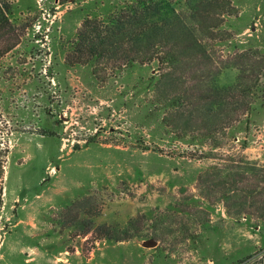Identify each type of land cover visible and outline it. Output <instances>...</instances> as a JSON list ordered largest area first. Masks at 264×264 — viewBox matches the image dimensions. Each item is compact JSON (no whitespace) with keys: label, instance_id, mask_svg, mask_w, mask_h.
<instances>
[{"label":"rangeland","instance_id":"374dc122","mask_svg":"<svg viewBox=\"0 0 264 264\" xmlns=\"http://www.w3.org/2000/svg\"><path fill=\"white\" fill-rule=\"evenodd\" d=\"M130 1L11 0L21 39L0 59V264L45 230L87 257L131 241L156 242L164 264L264 256V0H199L203 50L167 75L68 66L84 19ZM217 81L237 88L215 114L198 94ZM103 225L131 238L101 237Z\"/></svg>","mask_w":264,"mask_h":264},{"label":"trees","instance_id":"16d2710c","mask_svg":"<svg viewBox=\"0 0 264 264\" xmlns=\"http://www.w3.org/2000/svg\"><path fill=\"white\" fill-rule=\"evenodd\" d=\"M198 2L199 0H133L120 6L105 20L86 17L75 38L69 43L65 62L70 67L92 66L95 73L99 70L107 72L122 69L134 64L157 63L160 70L167 75L179 67L184 52L187 51L188 57L192 58L190 60H194V51L203 50L196 36L197 29L193 18ZM13 14L11 0H0V59L15 49L21 39L13 22ZM250 78L253 79L251 76ZM236 84L237 82L221 86L217 81L213 89L199 91L198 98L207 102V112L216 114L227 104L224 99L225 90L232 93L237 88ZM235 97L236 94H232V98ZM180 102L178 100L175 103ZM250 105L249 102V109L244 112L250 110ZM236 112L237 110H233V114ZM244 112L241 115L247 114ZM229 113L231 116L230 111ZM231 121L232 126L236 120L231 117ZM0 171V175H3L4 161L1 160V154ZM134 224L135 220L129 222L125 234L129 233ZM116 230L114 226L103 225L100 231L105 235L102 234L101 237L106 236L108 240L116 242L131 238L130 235L117 237ZM88 233L89 229L86 234ZM237 264H264V256L260 252L255 253Z\"/></svg>","mask_w":264,"mask_h":264},{"label":"crops","instance_id":"0c3cea01","mask_svg":"<svg viewBox=\"0 0 264 264\" xmlns=\"http://www.w3.org/2000/svg\"><path fill=\"white\" fill-rule=\"evenodd\" d=\"M36 218V217H35ZM37 222V218L35 219ZM36 227V225H34ZM53 229V228H52ZM45 237L41 236L40 244H26L20 249L17 261L6 264H164L161 258L156 259V249L144 247V241H131L107 246L104 251L82 256L79 250L71 251L66 246L64 234L51 230ZM46 234V233H45ZM53 234V235H52Z\"/></svg>","mask_w":264,"mask_h":264},{"label":"water","instance_id":"95a60500","mask_svg":"<svg viewBox=\"0 0 264 264\" xmlns=\"http://www.w3.org/2000/svg\"><path fill=\"white\" fill-rule=\"evenodd\" d=\"M145 246L146 247H155L156 246V242H154V241H147L145 243Z\"/></svg>","mask_w":264,"mask_h":264}]
</instances>
